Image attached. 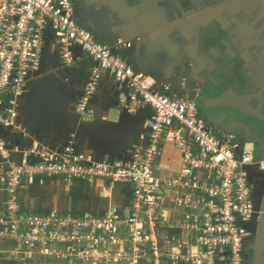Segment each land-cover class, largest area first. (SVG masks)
<instances>
[{"label":"built area","instance_id":"1","mask_svg":"<svg viewBox=\"0 0 264 264\" xmlns=\"http://www.w3.org/2000/svg\"><path fill=\"white\" fill-rule=\"evenodd\" d=\"M76 13L73 0H0V245L28 259L48 255L82 264H146L149 257L152 264H247L245 244L259 217L248 169L264 171V158L239 152L237 135L218 131L200 113L197 96L151 89L119 54L132 44L99 42L78 26ZM44 50L64 68L79 58L92 63L74 98L79 113L87 111L103 72L125 88L118 103L126 112L150 111L128 156L96 162L72 141L25 148L15 139L17 100L41 75ZM169 140L182 152L180 169L156 175ZM47 177L126 184L128 214L24 211L23 181Z\"/></svg>","mask_w":264,"mask_h":264},{"label":"crops","instance_id":"2","mask_svg":"<svg viewBox=\"0 0 264 264\" xmlns=\"http://www.w3.org/2000/svg\"><path fill=\"white\" fill-rule=\"evenodd\" d=\"M73 1L76 23L99 42L132 44L119 54L145 76L151 89L166 86L173 92L189 91L197 96L200 113L218 131L237 135L239 152L248 150L254 161L264 158V0ZM42 58L41 75L30 82L16 104L14 132L23 138L25 148L34 143L50 146L72 141L96 162L128 156L130 146L145 131L150 111L142 107L135 114L126 112L118 103L125 88L103 72L96 94L81 114L74 98L92 63L79 58L72 68H64L47 50ZM166 67L173 70L169 78L163 75ZM169 144L178 149L170 140L165 142L156 175L171 176L180 169V157L178 163H172L173 150L165 149ZM166 152L171 155L167 157ZM248 173L255 186L259 217L253 237L245 244L247 264H264V171L248 169ZM73 181L86 187L79 193L77 210L86 204L89 194L96 193L98 199L95 206L77 216L115 215V201L120 198L128 202L127 213L119 215L128 214V185L59 177L24 180L22 209L70 215L64 210L67 204L60 189L62 183ZM2 196L0 187V204ZM174 212L183 214L180 209L171 210ZM184 241L193 244L188 234ZM15 253L0 245V264H23L14 259Z\"/></svg>","mask_w":264,"mask_h":264},{"label":"rangeland","instance_id":"3","mask_svg":"<svg viewBox=\"0 0 264 264\" xmlns=\"http://www.w3.org/2000/svg\"><path fill=\"white\" fill-rule=\"evenodd\" d=\"M21 139L23 140V138H21ZM23 142H24V140H23ZM167 148H171L173 150V153L171 156L172 163H174V162L178 163L179 157H180V159H182V152H180L178 149L177 150L174 149L172 144L167 145L165 147V149H167ZM166 155L168 157L171 154L169 152H166ZM78 182L79 181L62 183L63 187L60 189L61 190V196L64 198V201L67 204V206H66V208H64V210L68 214H70V215L72 214V215H76V216L79 214H85L87 211V208H89V207L92 208L93 206H95L96 201L98 200V199H95V198H97L96 193L89 194V197L86 200V204L83 203L82 208H79V210H77V208H75V206H77V203L80 199L79 193L86 191V189H85L86 187H84L85 185H82V184L78 185ZM126 191H128V189L119 191L118 194L121 195V193H125ZM120 199H119V202L115 201V203H116L115 205L117 208L115 215L127 213V211L125 210V206L128 202V199L125 198V201H123V202H121L122 200H120ZM120 202L122 205L119 204ZM14 256H13L14 259L21 261V263H23V264H82V263H76L75 260H73V258H66V260H59L55 257L48 256V255L33 256L32 258L28 259L24 256H21L19 253L16 252L14 254ZM152 260L153 259L151 257H149V259L147 258L146 264H152L153 263ZM112 262H114V264H121V262H115V261H112ZM122 262H124V261H122Z\"/></svg>","mask_w":264,"mask_h":264},{"label":"water","instance_id":"4","mask_svg":"<svg viewBox=\"0 0 264 264\" xmlns=\"http://www.w3.org/2000/svg\"><path fill=\"white\" fill-rule=\"evenodd\" d=\"M172 74H173V70H171V68L166 67V68L164 69L163 75H164L166 78H169ZM186 93H187V94H191L189 91L186 92ZM197 101H198V99H197Z\"/></svg>","mask_w":264,"mask_h":264},{"label":"trees","instance_id":"5","mask_svg":"<svg viewBox=\"0 0 264 264\" xmlns=\"http://www.w3.org/2000/svg\"><path fill=\"white\" fill-rule=\"evenodd\" d=\"M15 139H17V136H15ZM170 233H172V231H170Z\"/></svg>","mask_w":264,"mask_h":264}]
</instances>
